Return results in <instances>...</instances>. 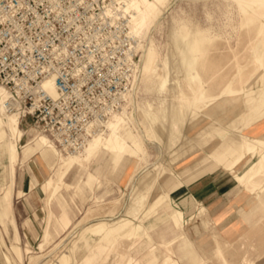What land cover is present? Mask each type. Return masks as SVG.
<instances>
[{"label":"rangeland","instance_id":"374dc122","mask_svg":"<svg viewBox=\"0 0 264 264\" xmlns=\"http://www.w3.org/2000/svg\"><path fill=\"white\" fill-rule=\"evenodd\" d=\"M85 1L100 87L125 97L110 121L118 130L103 127L97 156L76 157L85 161L51 196L42 187L58 157L73 158L54 143L49 165L37 153L17 161L27 141L47 135L0 106V194L11 184L18 236L0 226V264H143L149 250H176L184 237L200 254L195 264H264V0H136V36L123 0ZM114 153L125 157L114 163ZM165 206L180 211L169 222L181 223L182 238L167 231ZM162 264L179 262L169 253Z\"/></svg>","mask_w":264,"mask_h":264},{"label":"built area","instance_id":"2783aa9c","mask_svg":"<svg viewBox=\"0 0 264 264\" xmlns=\"http://www.w3.org/2000/svg\"><path fill=\"white\" fill-rule=\"evenodd\" d=\"M85 0H0V87L65 152H79L121 110L116 85L100 87L88 46ZM52 79L56 97L42 82Z\"/></svg>","mask_w":264,"mask_h":264},{"label":"crops","instance_id":"0c3cea01","mask_svg":"<svg viewBox=\"0 0 264 264\" xmlns=\"http://www.w3.org/2000/svg\"><path fill=\"white\" fill-rule=\"evenodd\" d=\"M19 131L21 132V137H22L23 132L20 129H19ZM21 137H20V140H21ZM38 138L39 137L37 136L34 139V140H36V144H35L36 146H34V147L30 146V144H31L30 140L27 141V143L22 147L21 152L20 153L18 152V160L17 161H19L20 159L24 160L34 153H37L39 155V157L42 160H44L46 163H48V159H53L52 154L54 153V155H55L56 152L54 150L50 149L49 147L40 146L37 143ZM111 144L114 145L116 143H108V142L104 143L105 146L111 145ZM98 148L99 147H97V148L94 147L93 149L89 150V152L85 155L87 158L86 161L97 156V154L100 152V151H98ZM2 154L5 156V159L7 160V151H6L5 145H2ZM112 156H113V162L114 163L120 162L125 157V155H121V154H117V153L112 154ZM57 161L60 162L58 169L56 171H54L53 176L50 179L45 181V183L42 187L44 191L51 189V191H50L51 196L55 195L57 189L59 188V182L61 181V178L63 177L65 172L69 169V167H71L73 164L81 165V163L85 160L78 161V162L74 161V162L70 163V162H63L58 157ZM15 164H16V160H15ZM48 165H49V163H48ZM60 169H62V171H60ZM92 179H93V176L88 175L87 181L89 182ZM8 185H6L7 187L5 186L1 189V194H0V196L2 194H4L3 191L5 189H7L8 196L5 197L3 201H0V226L2 225L4 230H6L7 225L12 224L14 227V242H17L18 236H17V232H16V226H15L14 221L12 219L11 208H10L11 199H12V187H11V184H8ZM213 187H215V191H216L215 196L219 195L220 194V187L218 185L217 186L214 185ZM164 194L162 196L163 200L165 197ZM213 196L214 195H211V199H213ZM165 198L168 199V194ZM63 205H64L63 202L61 200H58V207H59V211H60L59 212L60 220H58V224H59L61 230H64L70 222V218L68 216V211H67V209L63 208ZM166 207L167 206L164 207L165 208L164 211H166V212H162L161 216L165 217L163 219L166 222L167 231L169 233H172L174 235V238H179V237L182 238L181 228H180L181 223H179L178 227H177V225L175 223L173 224V223L169 222L170 218H175L178 215H180V211L176 210V209L171 210L170 209L171 206L168 208V210H166L167 209ZM50 215H52V214L50 211H48L47 219L50 217ZM6 222H7V224H6ZM232 229H236V231H238V232L242 231L241 225H239L237 228H232ZM90 232L96 234L97 236H100L102 233V229L101 228H95V229L90 230ZM45 235L46 234H44L43 239H44ZM148 239H149V236H148ZM88 246H89V244H86V247H88ZM215 249H216V246H214V248L210 252L206 253V255L210 254L209 257L212 256L215 253ZM169 253H172L176 257L179 264H195L196 261L200 258V254H199L197 248L193 245V243L187 241V239H185V237H184L182 239V243L179 245V247L176 250H170L169 249V250H165L163 252H157L154 249L149 250L143 256V259H142L143 264H162L163 258L166 255H168ZM206 258H208V256Z\"/></svg>","mask_w":264,"mask_h":264},{"label":"bare ground","instance_id":"6f19581e","mask_svg":"<svg viewBox=\"0 0 264 264\" xmlns=\"http://www.w3.org/2000/svg\"><path fill=\"white\" fill-rule=\"evenodd\" d=\"M127 2H125V0H123V6H124V8H122V10L124 11V12H127L128 14H129V29H130V34H132V35H135L136 36V34L137 35H140V31H139V29H138V27H137V24H136V18H137V11H136V0H126ZM157 1L158 0H152V2L151 3H149V6H155V4L157 3ZM144 2H145V0H144ZM122 3V2H121ZM119 7H121V6H119ZM119 10H120V8H119ZM126 13V14H127ZM128 16V15H127ZM147 18H148V16L147 15H143V16H141L140 17V21H138L139 22V25L140 26H144L145 25V23H146V21H147ZM128 22V21H127ZM134 24H135V26H134ZM41 88L50 96V97H52V98H54V97H56V92H55V88H54V84H53V80L52 79H48V80H46V81H44V82H42V85H41ZM0 90H1V93H2V95H0V97L2 98V100H1V102H0V106L2 107V109L6 112V113H12L11 112V110H9L10 112H8L7 111V109H9V107H8V94L6 93V91L2 88V87H0ZM121 111V112H120ZM118 113H116L115 115H113L112 117H111V119L110 120H108V122L105 124V128H106V132L107 131H109V129L113 132V133H115L117 130H118V128H117V125H112V126H110L111 125V123L112 122H110V121H112L114 118L116 119V117H118L119 115H122V113H123V111H124V109H123V107L121 108V110H120ZM8 115H10L11 117H17L18 116V118L20 119V116H19V112H18V110L16 109L15 110V113L14 114H8ZM110 122V123H109ZM120 122V121H119ZM11 123H12V121H11ZM98 134H96V135H94L93 137H92V139H90L88 142H87V145L84 147V149L82 150V151H79V152H76V153H73V152H66V154H67V156L66 157H63V158H73V162H74V159L76 158V157H81L84 153L85 154H87V152L90 150V149H93L94 147H96L97 145H101L100 143H101V140H102V134H99L98 136V138H95L96 136H97ZM44 137V136H43ZM95 138V139H94ZM38 144L40 145V146H44V147H49L50 149H52V150H54L55 152H56V154L58 155V152H57V150H55L56 149V146H55V144H54V142L50 139V137H46V139L45 138H40V139H38ZM91 146H93L92 148H90ZM255 150V149H254ZM6 151H7V149H6ZM252 153V152H251ZM255 153H256V151H255ZM59 156V155H58ZM254 155L253 154H251L250 155V161L254 158L253 157ZM59 157H62L61 155L59 156ZM7 162H8V168L10 169V171L9 172H11L12 173V171H13V167H12V163H13V155H12V153H10V152H7ZM9 175H11V174H9ZM9 186V185H8ZM7 187V186H6ZM4 191H6V189L4 190ZM3 191V192H4Z\"/></svg>","mask_w":264,"mask_h":264}]
</instances>
